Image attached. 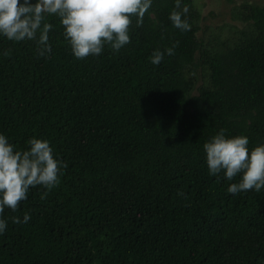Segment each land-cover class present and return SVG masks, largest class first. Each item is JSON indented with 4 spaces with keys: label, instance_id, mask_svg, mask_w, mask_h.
<instances>
[{
    "label": "trees",
    "instance_id": "obj_1",
    "mask_svg": "<svg viewBox=\"0 0 264 264\" xmlns=\"http://www.w3.org/2000/svg\"><path fill=\"white\" fill-rule=\"evenodd\" d=\"M184 3L189 31L153 0L128 44L84 59L54 16L46 56L0 37V132L45 138L66 165L45 198L37 185L0 214V264H264V189L228 193L236 178L209 175L202 148L220 128L264 142V4L237 3L240 26L204 37Z\"/></svg>",
    "mask_w": 264,
    "mask_h": 264
},
{
    "label": "clouds",
    "instance_id": "obj_2",
    "mask_svg": "<svg viewBox=\"0 0 264 264\" xmlns=\"http://www.w3.org/2000/svg\"><path fill=\"white\" fill-rule=\"evenodd\" d=\"M153 0H0V37L14 42L31 40L38 55L51 53L49 33L53 24L49 17L58 18L64 40L77 59L99 56L107 47L118 52L130 42V25L143 23ZM184 0H173L168 19L174 28L186 32L191 29ZM156 48L149 62L158 65L165 55H172L176 47ZM26 148H18L4 132H0V214L5 208L15 212L19 203L27 199L30 188L41 185L47 191L59 182L64 161L53 152L49 140L31 136ZM204 161L209 175L230 182L226 191L231 194L259 193L264 189V142L250 145L244 134H228L220 128L202 144ZM13 223H26L30 213L11 217ZM7 228V218L0 215V234Z\"/></svg>",
    "mask_w": 264,
    "mask_h": 264
},
{
    "label": "rangeland",
    "instance_id": "obj_3",
    "mask_svg": "<svg viewBox=\"0 0 264 264\" xmlns=\"http://www.w3.org/2000/svg\"><path fill=\"white\" fill-rule=\"evenodd\" d=\"M243 0H194L199 7L203 20L201 21V31L199 35H207L210 30H218L225 23L240 26V23L231 18V9L234 5ZM256 4H264V0H248ZM206 28V29H205ZM205 30V31H204Z\"/></svg>",
    "mask_w": 264,
    "mask_h": 264
}]
</instances>
